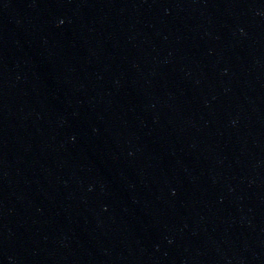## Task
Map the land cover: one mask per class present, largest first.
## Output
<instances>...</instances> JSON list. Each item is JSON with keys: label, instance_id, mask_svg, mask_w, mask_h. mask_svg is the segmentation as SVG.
<instances>
[{"label": "water", "instance_id": "water-1", "mask_svg": "<svg viewBox=\"0 0 264 264\" xmlns=\"http://www.w3.org/2000/svg\"><path fill=\"white\" fill-rule=\"evenodd\" d=\"M0 264H264V0H0Z\"/></svg>", "mask_w": 264, "mask_h": 264}]
</instances>
